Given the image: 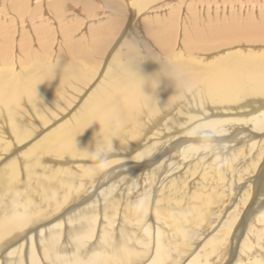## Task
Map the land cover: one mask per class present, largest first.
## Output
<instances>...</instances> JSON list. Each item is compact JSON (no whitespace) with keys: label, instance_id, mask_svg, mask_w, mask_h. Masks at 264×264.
<instances>
[{"label":"bare ground","instance_id":"6f19581e","mask_svg":"<svg viewBox=\"0 0 264 264\" xmlns=\"http://www.w3.org/2000/svg\"><path fill=\"white\" fill-rule=\"evenodd\" d=\"M151 1L99 0L108 19L88 30L89 38L64 39L50 72L27 79L12 65L26 57L8 51L25 49L28 61L44 64V46L26 49L35 38L18 27L25 17L34 20L23 16L29 0L11 5L12 31L0 23V264H264V194L257 193L264 183V43L244 28L213 23L211 34L222 40L212 42L211 66L200 72L197 54L146 65L120 64L115 54L72 114L36 139L40 124L69 108L93 79L86 64L112 45L134 53L132 5ZM36 6L42 12V2ZM162 25L168 29L144 27V35L167 53L175 18ZM192 29L187 47L207 31ZM235 29L242 36H233ZM119 33L127 37L117 40ZM189 102L223 112L257 106L207 118L189 113ZM176 108L186 113L184 126L158 127ZM196 173L188 187L180 180Z\"/></svg>","mask_w":264,"mask_h":264},{"label":"rangeland","instance_id":"374dc122","mask_svg":"<svg viewBox=\"0 0 264 264\" xmlns=\"http://www.w3.org/2000/svg\"><path fill=\"white\" fill-rule=\"evenodd\" d=\"M15 1L17 0H0V12H2V15H0V23L7 24V25L10 24L9 25L10 31H12L11 27L12 26L14 27V23L12 21L14 18L12 16L14 12L13 10L10 9V7L12 4L15 3ZM50 1L51 0H34V1L29 0L30 5L28 7V11L25 12V15L23 16H33L34 15V20L29 21L25 17L24 19L26 21L23 20V24L21 23L18 24V27L21 28L22 31L27 32L26 38L27 36L31 34H32L31 36L35 38V40L29 41L26 49L30 51H35L36 53H38L39 52L38 50L39 42L42 46H44L43 49L46 50L45 55H44V51H42L43 53L42 60L44 64L36 62V60L28 61L27 56L24 54L26 51L25 49L22 51L23 53L20 52V49H14V51L13 49H9L10 51L7 50L8 52H11L10 57L18 56V55L21 56V58L26 57V61L24 60L23 63H20L19 61H17L16 63L12 64L15 67L17 66L16 68H18V70L20 69L19 71L25 79H27V77L33 73L42 74L41 71H45V70H46L45 71L46 73L49 67L55 66V64L59 60V57L62 58L63 52L65 51L66 46L64 47V44H65L64 39L68 40L69 38H71L73 40H77L81 38H84V39L89 38L90 36H88V32L90 33L92 28L96 27L97 24H103L108 19V16H109L107 12L101 11L102 9H105V8L102 7V3L99 2V0H84V1L83 0H77V1L70 0V2L69 0L67 1L64 0L66 2V5L60 8H56V9L52 7V5L50 4L51 3ZM39 2H42V6H41L42 12H39L36 6L37 3ZM17 5L18 4H16L15 6L17 7ZM71 5H73L74 7H71ZM106 8L110 9L107 6ZM73 9H77V10H73ZM132 10H133V16H132V20L130 21V27L131 29H133V32L131 33V36H134L136 38L137 36H139V39H135L138 41L139 44L136 45L134 53L131 55H127L125 53L126 55H124V51H125L124 47L122 46L112 47L113 46L112 45V46L107 47L106 51L105 49L103 50V52L104 51L106 52L105 55H103L104 53H102V55L99 54L100 56H97V58L94 57L95 59L91 63L86 64L84 68L86 71L88 70L89 73L91 71L90 76L93 79L89 82V84L86 87L84 86L85 88L82 91V93L79 94V96L75 99L74 102H72L73 104H71L69 108H67L65 111L59 114L56 113L54 115V118L49 123L45 125L40 124L41 130L38 129L39 131H38V135L36 136V139L42 138V136H44V134L48 132V130H50L57 123L66 119L70 114H72V112L81 102L80 98L83 97L90 90V87H92L94 84H96L98 80H100L99 78L102 77L104 71L111 64V60L115 56V54L120 53L122 55L118 59V62L120 64L123 62L127 63V62L135 61V60L137 62L139 60L138 62H140V64H145V65L147 64V61L148 63L158 62V63L164 64L166 62H172L174 60L180 61L179 57H185L188 59L194 58L197 54L198 57H196V60L198 58V61L196 62L197 64L195 65V69L197 72H200L202 68L211 66L210 62L212 61V57H213L212 54H214L212 53L214 52L212 51V42L219 43L222 40V37L219 34L218 36L217 35L214 36L211 34L212 24L215 23L216 21L218 22L225 21L224 23L226 24H233V25L240 26L245 29L246 34L248 36L249 35L255 36L254 39L258 38L260 39L259 42L263 41L262 43H264V34H262L264 33V0H175V1L174 0H164V1L163 0H153L149 4H146L145 6H142V7H139L138 5L134 4L132 5ZM70 12L72 13V15L69 14ZM75 12L78 14V16L73 14ZM101 13H103V15ZM4 16L6 17L4 18ZM118 16L123 18V16H125V13L120 12ZM173 18H175V26L173 27L172 32H170L172 34V38H171L172 45H170L171 46L170 50L167 51V53H165L162 49H160L157 42H154V40L151 38L145 37L146 35H144L145 34L144 27H146L147 30L150 28H154L158 32H161L162 30L166 31L168 27L166 28L162 24L164 23V21L167 22L168 24L169 22H171ZM194 20L195 22L196 21L197 22L195 23ZM155 23H160L161 25L160 24L158 25H160L161 27H155L156 26ZM204 27L207 28V31L204 32L203 34L199 33L198 35H196L195 37L197 38V40L195 41L194 46L187 47L186 41L190 39H185V38L192 37V34H189V32L193 30L192 28L203 29ZM222 31H220L222 32L221 34H226V32L223 29ZM19 32L16 31L15 36L14 34H12L17 40L20 38ZM232 32H233L232 34H234L233 36H237V37L242 36L241 32L237 31V29H235ZM38 33H42L43 36L37 39ZM120 34H121V37H120ZM23 36L25 37V34ZM125 36L127 37L125 33L124 34L119 33L116 36V38L117 40L118 39L121 40ZM140 36L144 40L143 42H141L142 40ZM48 42L49 44H47ZM30 43L32 47H28ZM12 44L13 43L8 44V45L12 47ZM188 44H190V41ZM253 46H258V45L253 44ZM187 48H190V49L192 48V51L187 50ZM253 48L256 49V47H253ZM190 52H193L194 54L191 55ZM82 53L84 52H81V54L79 55L82 56ZM82 60L83 58L81 57H75L72 59V62L83 65ZM33 64H36V66L33 67ZM23 66H25L24 67L25 70H23L24 72L22 73L21 67ZM191 101H193L192 98H191ZM254 104H251L249 106L242 107V108H240V106L235 104L233 105L235 106L234 111L227 109L226 112H223L224 111L223 108H219V110L217 111L216 107L212 106L211 104L202 105L201 106L202 108H201L200 104L199 105L197 104L196 106H194L193 102H191V104L189 102L190 106L188 110H190L189 113H191V111L193 110L196 111L198 116L201 112L200 117L205 116L207 118H212L213 112L214 113L220 112L223 114H227L228 116H232V115L238 116L237 114L239 111L244 112V111H249L252 108H255L257 104L255 105ZM206 111L209 113H207ZM186 117H187L186 113L183 110L182 112H180L177 108L173 109L169 111L168 114H164L161 117V121L158 127H162V125L163 127H168L174 124L176 127L180 129L184 126L183 125L184 118L186 119ZM181 120L183 121L181 122ZM31 122L33 123V121ZM33 125L35 127H38L37 124L35 123H33ZM115 157L116 155L106 156L104 159H102L99 162L93 161L91 163L92 164L103 163L105 161H110L111 159ZM42 161L43 163L45 162L49 164L53 163L43 157H42ZM119 168H122V167H118L116 169H119ZM196 179H198L197 173L194 174L193 177L191 174H189V176L187 175L186 177L181 178L180 180H184L185 182H187L185 185L188 187V185L192 183L193 180H196ZM111 181L112 180L108 181V183ZM224 181H227V179L224 178L223 182ZM257 193L260 197L264 194V183L258 186ZM244 208L245 207L243 206L242 211H239L238 213L239 217L241 214L243 215V213H240V212H243L245 210Z\"/></svg>","mask_w":264,"mask_h":264}]
</instances>
